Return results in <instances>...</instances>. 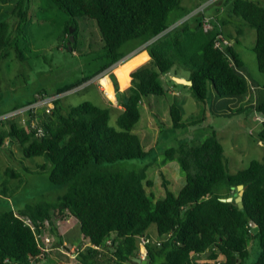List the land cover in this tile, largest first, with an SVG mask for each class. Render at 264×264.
<instances>
[{
    "label": "trees",
    "instance_id": "obj_1",
    "mask_svg": "<svg viewBox=\"0 0 264 264\" xmlns=\"http://www.w3.org/2000/svg\"><path fill=\"white\" fill-rule=\"evenodd\" d=\"M33 1L57 7L67 15L63 45L70 51L76 44L72 42L69 48L70 26L75 28V35L78 16L93 19L109 59L102 70L120 62L128 53L124 45L132 40L136 46L147 43L150 59L131 72V83L124 90L120 89L116 74L109 73L123 107L118 114V126L110 123V107L92 100L64 106L63 96L57 99L51 115L39 114L37 128L31 124V111L1 123L0 150L6 142L18 141L25 156L46 159V163L37 164V170L48 172L53 183L67 189L55 201L39 199L18 210L10 208L0 213V264H34L48 254L42 253L35 231L22 216L30 217L38 231L48 220L52 231L58 234L55 219L67 212L78 218L83 237L92 242L85 251H79L77 264H132L131 256L141 255V243L149 264H243L250 241L256 236L260 237L262 247L254 264H264V162L254 158L247 167L231 171L225 146L214 128L203 139L194 137L193 143L183 140L165 149V159L178 158L184 183L175 192L162 172V198L157 199L148 191L154 185L147 172L151 164L128 171L111 165L119 159L147 154L134 129L146 98L167 93L162 75L172 70L178 76H184L180 72L187 73L192 84L170 80L174 85L189 87L198 106L186 115L180 102L171 103V122L161 114L156 120L160 131L163 126L188 128L200 123L212 102L217 114L243 110L241 106L221 110L220 96L227 94L248 96L247 106L264 114V91L256 95L251 92L254 81L249 82L241 71L244 60L237 50L232 45H215L221 33L232 38L223 30L225 24L236 25L237 18L247 22L256 29L253 50L264 76V1L223 0L227 12L224 16L216 14L211 28L204 25L205 13L176 23L204 0H196L193 8L184 5L183 0ZM30 2L17 0L11 11L12 17L19 19V31L27 21ZM9 28L7 19L0 20V58L11 47L22 54L17 37L12 36ZM236 31L243 32L241 24L236 25ZM68 87H59L55 92ZM43 93L48 92L39 91L35 98ZM262 119L258 136L264 140ZM39 127L42 134H37ZM6 174L15 175V169L8 166ZM239 184L245 185L243 207L235 200ZM228 196L233 199H222ZM252 219L259 226L256 232ZM151 225L158 231L156 240L147 233ZM206 252L208 258L201 261L200 256ZM220 255L223 259L218 261Z\"/></svg>",
    "mask_w": 264,
    "mask_h": 264
},
{
    "label": "rangeland",
    "instance_id": "obj_2",
    "mask_svg": "<svg viewBox=\"0 0 264 264\" xmlns=\"http://www.w3.org/2000/svg\"><path fill=\"white\" fill-rule=\"evenodd\" d=\"M16 1H0V20L7 19L9 21V31L12 36L17 37L22 50L21 54L15 47H11L8 49L7 55L0 58V116L30 103L39 91L53 93L57 88L69 85L67 90L59 92L61 95L64 94V106L92 100L100 106L110 107V123L118 126V114L123 107L117 100V96L111 98L107 95L101 78L107 75L113 84L109 75L110 71H113L120 85L115 70L126 56L120 62L111 65L110 68L102 70L109 63V59L106 56V49L103 47L100 30L93 19H86L82 16L77 17L79 24L73 41L76 43L75 49L73 51L66 49L63 45V27L67 15L57 7H48L42 3H35L33 0L30 2L27 21L23 29L19 31L17 28L19 19L11 15ZM195 2L196 0H183L184 5H195ZM218 7L221 8V11L217 9ZM174 12L180 13V10ZM224 12H227V6L223 0L216 1L205 11L207 16L211 17L210 21L214 20L216 14L222 16ZM198 15H202V13ZM180 18L176 20V23L180 21ZM235 23L236 25L241 24L242 33H237L234 23L225 24L223 30L225 33L233 35V39L230 40L231 45L244 60L241 71L249 82L254 81L256 87L251 84V92L256 95L259 91H264V87L261 86L264 76L259 70L253 50L256 29L240 18L235 19ZM134 42L136 41L127 42L123 48L128 51ZM146 44L140 45L139 48H145ZM126 62L124 61V63ZM146 62L147 60L143 61L135 69ZM180 73L185 77L187 75L186 72ZM174 75H176L174 70L163 74L162 78L166 83L167 93L161 96L147 97V103H143L141 107V118L134 130L140 134L141 144L147 154L144 157L119 159L111 164L113 167L128 171L134 168H144L151 164L147 168V172L154 185L149 187L148 191L154 193L157 199L164 196L162 172H165L166 177L170 180L169 188L178 192L184 183V173L177 157L171 160L165 159V149L177 145L183 140L193 143L194 137L203 139L213 128L225 146L231 171L247 167L254 158L264 162V140L258 136L262 128L264 114L247 106L245 99L248 96L245 98L232 94L220 96L221 110L230 111L231 109L236 110L238 106L243 107V110L239 112H231L230 115L217 114L213 111L212 102L204 111L205 119L200 123L190 125L188 128L163 126L160 131L156 120L161 114L167 122H171L169 114L171 103L180 102L186 115L195 111L198 106L189 87L172 83L170 79ZM130 83L131 77L129 84L127 86L120 85V89L128 88ZM43 163H46L43 156H25L18 141L16 143L6 142V145L0 150V213L10 208L18 210L27 202L39 199L55 201L59 195L66 191L65 185L55 184L50 180L48 172L37 170V164ZM8 166L15 169V175L6 174ZM77 220V217H70V215L55 219L59 230L57 232L63 239L65 238L66 243L62 244V241L55 237V233L51 232L54 235V247L47 251L46 257L35 260L34 264H77L79 262L77 257L72 256V248L75 246V250H77V246H83L85 251L91 244H86L90 239L83 237L79 220ZM49 224V222L46 223V227ZM147 233L154 240L158 237L155 225H151ZM72 235H76V238H72ZM261 247L260 237L252 238L248 246L249 253L243 264H254L258 259ZM208 253L200 256L201 261L208 258ZM141 256H145L144 243H141ZM220 259L223 258L220 257Z\"/></svg>",
    "mask_w": 264,
    "mask_h": 264
},
{
    "label": "built area",
    "instance_id": "obj_3",
    "mask_svg": "<svg viewBox=\"0 0 264 264\" xmlns=\"http://www.w3.org/2000/svg\"><path fill=\"white\" fill-rule=\"evenodd\" d=\"M218 0H204L203 2L196 5L186 16L180 19L179 22L186 19L189 16L197 15L200 13H205L206 8L214 4ZM214 16V15H213ZM212 16V17H213ZM204 25L206 28H211L213 26L210 16H207V14H204ZM231 38L226 36L224 33L219 34L217 40L215 41V45L219 48H223L225 45H231L230 42ZM64 94L60 93H43L39 94L33 101L30 103L20 107L16 108L2 116H0V122H3L10 118H15L20 115H25L26 112L31 111L34 113V117L31 120V124L33 127L37 128V124L40 121L41 117L39 114H43L44 116H49L52 114L55 106L56 101L58 98L62 97ZM263 120V119H262ZM43 130L41 127L38 128L37 134H42ZM24 222L31 226V228L35 231L37 241L39 243V246L42 250V253H46L49 249H52L54 247V235L52 233H55L52 231V224L46 220L43 222V224L40 225V231L37 230V226L33 223L30 217L28 216H22ZM48 227H46V223L48 224ZM56 226V224H55ZM57 227V226H56ZM58 230V228H57ZM52 232V233H51ZM59 232V230H58ZM59 234V233H58ZM55 233V237L63 243H66L65 238L63 239L62 236ZM90 241V242H89ZM86 242V244H92L91 240ZM72 256L77 257L79 250H75V247L72 248ZM146 252V251H145ZM69 254V253H68Z\"/></svg>",
    "mask_w": 264,
    "mask_h": 264
},
{
    "label": "bare ground",
    "instance_id": "obj_4",
    "mask_svg": "<svg viewBox=\"0 0 264 264\" xmlns=\"http://www.w3.org/2000/svg\"><path fill=\"white\" fill-rule=\"evenodd\" d=\"M142 54H143V56H142ZM142 54H139L136 57H133L132 59H130L126 63L120 64L116 68L115 71L119 77V80L121 83L120 85L127 86L129 83V80H130L131 71L136 66L141 64L143 61H146L148 59V55L145 51ZM101 83L105 86V91L107 92V95L111 98H114L115 93H114L113 85H112L111 81L109 80V78L107 77V75L103 76L101 78Z\"/></svg>",
    "mask_w": 264,
    "mask_h": 264
},
{
    "label": "water",
    "instance_id": "obj_5",
    "mask_svg": "<svg viewBox=\"0 0 264 264\" xmlns=\"http://www.w3.org/2000/svg\"><path fill=\"white\" fill-rule=\"evenodd\" d=\"M69 31H70V36L68 39V45H69V48H72V42L75 40V35L73 32L74 27L70 26ZM173 78L176 82H180V83H184V84H192V80L188 79L187 77H184V76L174 75ZM244 191H245V185L239 184L238 185V192L235 194L236 195L235 200L237 201V203L240 207L244 206V201H243ZM222 199L232 200L233 196L223 197ZM251 222H252V225L254 226V230L257 231L259 229V226L257 225L256 221L252 219ZM131 263L132 264H149L148 259L146 257L138 256V255H132L131 256Z\"/></svg>",
    "mask_w": 264,
    "mask_h": 264
},
{
    "label": "crops",
    "instance_id": "obj_6",
    "mask_svg": "<svg viewBox=\"0 0 264 264\" xmlns=\"http://www.w3.org/2000/svg\"><path fill=\"white\" fill-rule=\"evenodd\" d=\"M194 4V3H193ZM188 6H190V7H192L193 5H188ZM193 8V7H192ZM211 12H214V10H211ZM231 34V33H230ZM231 39H233V35H232V38ZM140 46V45H139ZM139 46H136V45H133V47H131V49H129L127 52V54H129V55H126V57H125V62L126 61H128V60H130V59H132L133 57H136L137 55H139V54H141V53H143L144 51L147 53V55L149 56V58L147 59V61L150 59V55H149V52H148V50L146 49V48H139ZM122 63H124V62H120L119 64H122ZM135 69V68H134ZM133 69V70H134ZM132 70V71H133ZM131 71V72H132ZM185 77V76H184ZM113 85V84H112ZM113 89H114V93H115V96H116V92H115V88H114V86H113ZM70 215V217H75L72 213H70V212H67L66 213V215L65 216H69ZM78 221V220H77ZM76 235H72L71 237L72 238H76L75 237ZM75 244V243H74ZM75 247V246H74ZM77 249L79 250V251H84V247L82 246V247H79V246H77ZM207 253V252H206ZM141 256V255H140ZM220 257H222L223 258V255H220L219 256V260H220ZM203 261H205L206 259H202ZM102 264H106V263H102Z\"/></svg>",
    "mask_w": 264,
    "mask_h": 264
},
{
    "label": "clouds",
    "instance_id": "obj_7",
    "mask_svg": "<svg viewBox=\"0 0 264 264\" xmlns=\"http://www.w3.org/2000/svg\"><path fill=\"white\" fill-rule=\"evenodd\" d=\"M145 257V256H144Z\"/></svg>",
    "mask_w": 264,
    "mask_h": 264
}]
</instances>
